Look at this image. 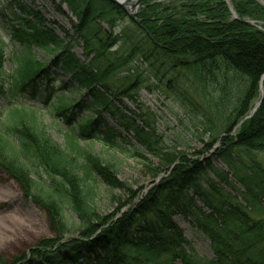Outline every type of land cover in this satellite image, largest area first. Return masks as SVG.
Returning a JSON list of instances; mask_svg holds the SVG:
<instances>
[{
    "label": "trees",
    "instance_id": "obj_1",
    "mask_svg": "<svg viewBox=\"0 0 264 264\" xmlns=\"http://www.w3.org/2000/svg\"><path fill=\"white\" fill-rule=\"evenodd\" d=\"M60 3L75 19L72 34L64 39L45 25L38 11L19 0L9 1L6 9L10 20H5L11 40L25 51L43 50L50 62L17 58L15 70L10 76L5 75L6 45L0 38V97L13 101L18 95L33 97L51 83H57L59 91L68 90L65 82L53 77L52 72L58 70L69 75L74 83L71 89L80 95L60 98L54 112L77 131L68 133L67 148H60L45 135L35 108L13 102L6 107L8 115L0 122V169L25 187L29 198L53 211L52 223L65 234L72 231L76 237L54 243L41 240L13 263L264 264V92L250 114L254 108L250 102L264 74V26L258 23L264 22V8L255 0H230V5L224 0H189L179 6L175 2L164 5L157 0H141L136 23L108 0ZM126 20L134 25L133 36H138L127 37L132 42L127 56L111 59V50L122 37L114 29ZM102 23L108 25L109 31L102 29ZM78 46L83 49L84 61L75 56L74 48ZM138 53L154 69L158 83L166 86L171 97L188 110V123L179 119L181 128L192 134L199 129L210 134L205 153L196 152L191 158L183 153L174 156L178 142L176 146H166L149 122L144 119L141 127L133 111H128L131 115L124 113L119 98H134L130 94L140 84L137 78L118 85L113 80L116 71H132L125 69ZM227 74L233 79L226 78ZM168 75L171 79H166ZM229 81L233 87L227 89ZM196 83L203 88L217 87L221 94L207 104L197 94L189 95ZM189 87L191 91L185 93ZM83 112L86 115H81ZM102 113L117 120L130 134V145L137 156L139 147L163 165L155 172L154 180H159L148 193L137 196L130 191L132 201L137 196L135 204L115 219L99 217L94 211L93 185L97 177L112 187L119 188L121 183L116 182L106 162L79 145L80 138L95 140L101 135L110 147L122 150L121 136L105 126ZM151 121L155 126L152 118ZM177 135L183 138L180 132ZM182 140L188 147L186 137ZM215 143L219 147L212 155L243 187L240 194L245 208L228 205L231 211H225L223 207L230 197L211 182L209 191L199 185L208 170L229 184L226 173H218L209 156L203 158ZM39 171L49 179V185L44 184ZM190 189L212 210L210 215L195 205L193 196L188 195ZM63 200L78 224L64 221ZM181 210L182 214L191 215L196 230L209 240L214 253L211 260L199 263L186 251L189 243L173 221Z\"/></svg>",
    "mask_w": 264,
    "mask_h": 264
},
{
    "label": "rangeland",
    "instance_id": "obj_2",
    "mask_svg": "<svg viewBox=\"0 0 264 264\" xmlns=\"http://www.w3.org/2000/svg\"><path fill=\"white\" fill-rule=\"evenodd\" d=\"M9 1L10 0H0V38L6 45L4 50L3 71L5 75L7 74L10 76L16 68L17 58L24 60L29 58L34 62L49 63L50 61L48 60L50 59V56L43 50L36 48H31L30 51H25L11 40L8 33V25L6 24V20H10V15L6 9ZM19 1L26 4V6L33 8L35 11H38L46 21L45 25L48 28H52L59 38L64 39L66 37L65 35L72 34V24L75 23V19L68 12L67 8L64 5H61L60 0ZM188 1L189 0H157L158 3L164 5H171L175 2L176 6L187 3ZM224 1L229 4L230 0ZM255 1L264 8L263 0ZM139 8H141V2L136 9L134 18H130L127 15V17L136 23H139V18L136 17ZM58 9L63 13H60ZM230 11L235 14L232 11L231 6ZM2 14H4L6 18H4ZM258 23L260 26H264V22ZM101 27L104 31H109L107 24L102 23ZM132 32H135L134 25L127 20L114 29V33L121 34L122 37L117 46L111 50L113 52L110 56L111 59H114L115 57L122 58L130 53L132 42L127 41V37L138 36L137 34L133 36ZM74 52L76 53L75 56L80 61H84L83 49L81 46L75 47ZM130 69H132V71ZM125 70H130V73L127 74L126 71H122L121 73H117L118 71L115 72L116 77L113 81L116 85L128 80L133 82L137 78L140 87L130 94L134 96V98H119L120 106L124 110V113L131 115L128 111H133L134 115H136V123L141 127L144 126V119L146 123L149 122L151 126L156 129L157 134L163 139V143L166 146H176V143L178 142V146L175 147L174 156L183 153L187 158H191L195 157L196 152L201 151L205 153L206 150H204V148L210 143V134H203V130L201 129H199L198 133L194 132L192 134L181 128L179 119L184 123H188L189 112L177 99L175 101L171 97L170 91L166 86L164 87V85L158 83V80L154 75L155 71L149 66V62L143 61L142 56L138 53L132 58L131 66L127 67ZM52 73L54 74L53 77H55V79L67 84L66 86H68V90L59 91V87H57L58 84L56 83L54 85V83H51L45 84L41 87L40 92L34 94L33 97L30 95H18L17 99L13 101L2 96L0 97V122H2L8 115L9 110H5V106L6 104L9 105V102H18L35 107V109H33L34 113H36L35 115L38 118L39 124L45 128V135H47L60 148H67L66 135L70 132H76L77 130L76 128H73L72 130V124L69 126L64 120L58 117L54 112V106L62 97L64 99H70L74 96L77 97L80 94H77L76 91L71 89L74 86V83L71 82L69 75H63L58 70L53 71ZM226 78L230 80L233 79L231 74H227ZM166 79H171V76L168 75ZM228 79L225 80L224 77V82L227 83ZM233 82L234 81H232V83ZM234 84L236 85L235 82ZM228 85L227 89L233 87L230 85V81ZM191 88L192 92H189V95L191 96V93H195L201 101H204L207 104L221 94L216 91L217 87L211 85L203 88L199 83H196V85ZM186 91H191L190 87L185 88V93H187ZM263 92L264 74L258 83L257 93L250 102L251 108L260 102ZM84 113L85 112L81 113V115ZM101 116L104 120L105 126L113 129L121 136L122 140L119 142V145L122 150L118 151L116 148L110 147L101 138V135L95 140H92L93 137L80 138L79 145L84 149L91 150L94 155L100 157L106 162L108 166H110L109 168L113 171L111 172L114 174L116 182L121 183L119 188L112 187L106 181L97 177L95 178V183L93 185L94 196L92 199L94 211L99 217L115 219L127 211V209L131 207V204H135L137 196H142L148 193L152 185L159 180H154V176L163 168V165L160 163L161 160L153 157L139 147H137L139 153V156H137L130 145L133 144L130 134L117 123V120L104 113H102ZM147 116L150 117V120L146 118ZM151 118L155 121V126L152 124ZM74 122H78V118H74ZM239 125L240 123L236 125L235 129H237ZM100 131H103V128H100ZM177 132H180L183 138L186 137L188 147L184 146L183 138H181L180 135H177ZM218 147L219 144L215 143L211 149L203 155V158L209 156L214 169L220 174L226 173L225 176L227 177L229 184L221 181L215 172L208 170L206 171V177L201 178L199 185L205 191H209V183L211 182L213 186L228 195L230 199L226 200L227 205L223 207L225 211H231L228 205L234 207V205L238 204L242 208H245L246 203L243 201L240 194L243 191V187L239 184L234 175H232L231 171H229L221 161L214 159L212 155ZM169 158H172V156ZM141 161H143V163ZM40 174H42V172H40ZM161 177L162 176L159 178ZM42 178L45 185L50 184L49 179L45 175L42 174ZM24 188L25 187H23L17 180L11 178L8 173L0 169V264H14L13 262L17 257L27 252L28 249L33 248L34 245L41 240H48L51 243H54L56 241L67 239L70 236L72 238L76 237L75 234L71 235L72 231L71 233L65 234L61 227L52 223L51 216L53 215V211L32 198H29ZM130 191H135L137 194L133 201L131 200ZM188 195L191 197L193 196L195 205L200 207L203 213L206 215L211 214L212 210L206 207L201 199L194 196L192 189L189 190ZM68 206L67 201L63 200L62 208L64 221L67 224L70 223V225L78 224L77 217L70 211ZM261 207L264 209V203L261 204ZM217 215L219 216L222 214ZM173 221L182 231L181 235L185 241L189 243L188 246H185L188 254L199 263L211 260L214 257L209 240L196 230L195 222L191 215H184L181 210V213L178 211L174 215ZM175 264L181 263L175 262Z\"/></svg>",
    "mask_w": 264,
    "mask_h": 264
},
{
    "label": "water",
    "instance_id": "obj_3",
    "mask_svg": "<svg viewBox=\"0 0 264 264\" xmlns=\"http://www.w3.org/2000/svg\"><path fill=\"white\" fill-rule=\"evenodd\" d=\"M116 5H118L124 12L130 17L134 18V14L136 13V9L139 7L141 0H108ZM264 1V0H263ZM249 24H252V22H246ZM259 105L256 104L254 108L252 109L250 114H253L254 111L256 110L257 106Z\"/></svg>",
    "mask_w": 264,
    "mask_h": 264
},
{
    "label": "bare ground",
    "instance_id": "obj_4",
    "mask_svg": "<svg viewBox=\"0 0 264 264\" xmlns=\"http://www.w3.org/2000/svg\"><path fill=\"white\" fill-rule=\"evenodd\" d=\"M263 3H264V1H263Z\"/></svg>",
    "mask_w": 264,
    "mask_h": 264
}]
</instances>
